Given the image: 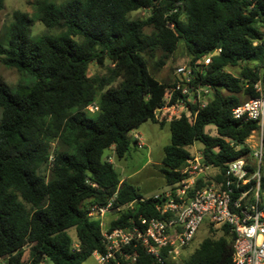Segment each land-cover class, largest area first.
Listing matches in <instances>:
<instances>
[{"label": "trees", "instance_id": "obj_1", "mask_svg": "<svg viewBox=\"0 0 264 264\" xmlns=\"http://www.w3.org/2000/svg\"><path fill=\"white\" fill-rule=\"evenodd\" d=\"M33 7L34 18L57 33L33 36V19L14 11L0 46L1 63L25 78L13 90L0 83V259L27 264V248L28 264H37L39 254L53 264H82L94 252L104 253L100 221L88 216L93 207L112 198L113 208L133 205L118 212L108 229L127 225L130 217H159L157 201L121 181L104 158L108 149L121 159L136 148L131 131L146 122L168 127L160 169L166 185L181 179L178 170L194 143L201 145L203 162L222 174L229 161L246 155L244 141L256 126L234 120L231 111L255 96L252 85L264 61V0H36ZM138 10L149 15L130 20L129 13ZM179 43L193 83L208 87L210 98L202 108L190 105L193 119L158 122L154 112L174 80L158 81L146 57L155 50L169 57ZM208 56L210 63L203 65ZM105 61L106 76H88L90 63ZM237 66L238 75L226 71ZM93 104L97 111H87ZM210 126L215 135L206 131ZM72 228L75 238L68 234ZM220 231L181 262L162 252L158 263L141 248L134 261H117L233 264V236L227 227Z\"/></svg>", "mask_w": 264, "mask_h": 264}, {"label": "built area", "instance_id": "obj_2", "mask_svg": "<svg viewBox=\"0 0 264 264\" xmlns=\"http://www.w3.org/2000/svg\"><path fill=\"white\" fill-rule=\"evenodd\" d=\"M209 63V56L202 61L203 65ZM174 74L162 105L154 112L158 122H169L181 116L193 119L196 111L192 112L190 105L202 108L210 98L208 87L193 83L188 64L177 67ZM252 89L255 96L231 111L234 120L252 122L256 126L243 144L248 152L242 158L229 161L223 174L217 166L205 164L201 152H197L178 170L179 181L150 196L157 201L155 209L159 217H130L127 225L108 229L103 222L106 214L114 211L118 215L120 211L132 209L133 205L113 208L112 198L105 206L89 211V217L100 221L104 246L103 254L93 253L97 264L110 261L119 264L117 256L124 261H134L138 248L152 255L158 263H161L162 252L176 260L204 222L208 229H229L233 236V264H264V61L260 78ZM97 109L94 104L86 107L89 112ZM132 140L135 147L143 146L138 133L132 134Z\"/></svg>", "mask_w": 264, "mask_h": 264}, {"label": "rangeland", "instance_id": "obj_3", "mask_svg": "<svg viewBox=\"0 0 264 264\" xmlns=\"http://www.w3.org/2000/svg\"><path fill=\"white\" fill-rule=\"evenodd\" d=\"M34 1L36 0H4L3 8L0 10V46H5L6 44L8 29L13 21L14 11L26 13L33 19L32 25L30 27L31 34L33 36L57 33L56 29H47L40 22H38L36 18H34ZM53 1L60 4L66 0ZM148 15L149 11L138 10L129 13L128 18L130 20L140 21L145 19ZM144 32L149 33L150 29L145 28ZM146 61L149 71L158 81L163 83H171L175 78V69L179 66L187 65L188 57L186 55L184 45L179 43L174 53L169 57H164V54L161 50H155L151 56L146 57ZM161 62L162 65L159 66L158 63ZM109 66L110 64L108 61H105L104 65L102 66H98L95 63H90L88 66V76H106L107 67ZM240 70L241 66L226 68V71L232 75H238ZM24 80L25 78L16 70L5 67L1 63L0 57V83L13 90L16 88L18 83ZM117 82L111 84L110 87H114ZM240 97L242 100H244V97ZM89 116L93 118L95 117V113H91ZM206 131L212 135H215V129L211 126L206 128ZM133 132L138 133L141 136V142L143 144L141 148H131L121 159L116 157L113 149H108L104 152V158H108V160L112 163L121 180L133 186L142 198H148L154 194L163 192L167 188L164 178L160 173V169L163 167L161 164V160L164 155L163 148L170 142V133L167 126L161 128L157 124H153L151 122L142 124ZM55 145L56 144H54V146ZM189 151L191 155L201 152V145L199 143H194ZM46 174V179H49V170ZM112 217L113 216H110L109 214L106 215L107 226L109 225L108 223ZM68 234L72 238H75V231L73 228L68 230ZM220 235V230L208 229L206 223H202L194 239L188 244V246L180 251L176 260L181 262L183 259H185L197 248L198 244L205 237L210 236L212 238H218ZM23 259L27 264L29 263V254L27 248H25V255ZM0 264H4L3 259H0ZM37 264L53 263L48 258L44 257L42 260L40 259V262ZM82 264H97L95 261V256L92 255L91 257L87 258Z\"/></svg>", "mask_w": 264, "mask_h": 264}, {"label": "crops", "instance_id": "obj_4", "mask_svg": "<svg viewBox=\"0 0 264 264\" xmlns=\"http://www.w3.org/2000/svg\"><path fill=\"white\" fill-rule=\"evenodd\" d=\"M133 131H134V130H133ZM133 131L130 132V135H131V136H132L133 133H135V132H133ZM132 147H133V146H132ZM121 181H123V180H121ZM108 214H109L110 216H113L112 219H110L109 223L117 217V215H116L114 212H111V213H108ZM106 215H107V214H106ZM106 215L103 217V222H104L105 225H106V220H107ZM109 223H108V224H109ZM106 226H107V225H106ZM24 255H25V254H24Z\"/></svg>", "mask_w": 264, "mask_h": 264}, {"label": "water", "instance_id": "obj_5", "mask_svg": "<svg viewBox=\"0 0 264 264\" xmlns=\"http://www.w3.org/2000/svg\"><path fill=\"white\" fill-rule=\"evenodd\" d=\"M216 49H218V47L216 48ZM216 54H218V52H215L214 53V55H216ZM133 146V144H131V147ZM40 259H41V255L39 254L38 255V258H37V260H36V263H39L40 262Z\"/></svg>", "mask_w": 264, "mask_h": 264}]
</instances>
